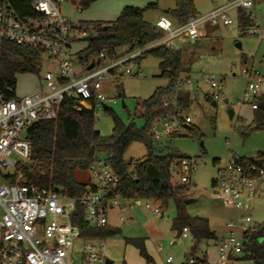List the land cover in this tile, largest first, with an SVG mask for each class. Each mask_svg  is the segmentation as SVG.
I'll return each instance as SVG.
<instances>
[{"label":"built area","instance_id":"1","mask_svg":"<svg viewBox=\"0 0 264 264\" xmlns=\"http://www.w3.org/2000/svg\"><path fill=\"white\" fill-rule=\"evenodd\" d=\"M24 1L30 2L31 15H20L11 8L9 0H0V50L5 44L36 50L40 65L45 60L52 65V70L43 74L39 88L21 98L15 95V86L5 88L10 98L0 92V264H106L104 239L81 238L72 218L79 206L89 227H108L109 210L122 202L113 197L119 180L111 169L112 155H105L90 165L91 180L80 197H68L59 188L40 189L27 184L21 172V166L31 158L26 129L38 122H55L66 98H73L74 111L89 109L94 119L98 118L103 106L113 102L100 92L102 81H116V77L123 75L142 76L136 63L145 54L163 46L173 49L171 42L176 39L196 41L209 28L232 26V12L242 14L249 21L248 25L240 26L243 35L262 37L263 29L251 12L253 0H221V4L207 14L190 15L183 24L175 25L166 15L159 17L154 27L163 34L161 38L116 59H107V50L102 48L96 63L80 62L83 74L76 76L72 63L76 54L72 45L91 32L66 17L61 5L68 2L75 12H80L86 0ZM90 63L94 66L86 71ZM243 73L247 76L243 103L255 111L258 100L264 97L262 82L258 74ZM212 83L218 89L222 87V84ZM184 84L189 81L179 77L175 89L180 90ZM176 99L174 107L167 102L164 104L174 111L171 119L164 124V120L156 121L150 128L154 141L176 136L182 124L189 123L188 118H182L183 109L176 104ZM214 166L213 194L223 206L239 212L226 223L227 236L215 240L220 263L230 264L243 255L249 235L260 225L246 212L264 195V167L259 161H245L234 155L217 160ZM176 171L181 173V183L187 184L189 175L196 171V162L184 158ZM153 203L148 201L142 205L140 202V207L159 216L161 210ZM134 206L131 203L128 208ZM125 210L121 208L122 212ZM181 236L189 238V230L183 228ZM78 239L82 241L80 247L75 246ZM165 264H172V259L167 258ZM184 264L207 263L187 257Z\"/></svg>","mask_w":264,"mask_h":264},{"label":"rangeland","instance_id":"2","mask_svg":"<svg viewBox=\"0 0 264 264\" xmlns=\"http://www.w3.org/2000/svg\"><path fill=\"white\" fill-rule=\"evenodd\" d=\"M221 0H193L195 10L204 15L210 12ZM155 4V9H146ZM133 6L146 9L143 18L154 25L159 17L175 7L174 0H96L87 9L75 12L70 3L61 5L62 13L86 29H95V23H110L116 20L122 9ZM251 12L263 29L262 37L243 35L239 27L236 12L230 13L234 24L229 27H217L207 31V37L185 42L174 40L171 46L181 50L183 73L181 79L188 80L180 90L174 91L167 101L174 107L176 98L184 103L182 118H188V124H182L176 136L155 141L164 148L165 153H174L196 162V171L189 175L185 185L184 200H171L160 208V215L155 216L140 206L129 209L131 203H118L108 212V227L118 230L116 235L104 239L107 249L106 257L114 264H165L167 258L172 264H184L187 257L205 260L207 264H221L215 240L227 236L226 223L235 218L239 212L225 207L213 194L216 175L214 160H224L231 155L251 160H261L264 152V132L248 130L252 126L253 112L243 103L247 76L243 71L258 74L264 89V0H253ZM81 38V37H80ZM77 39L72 51L77 54L85 49L87 42ZM78 56L72 58L76 76L83 74ZM158 59L147 56L136 63L142 76L123 75L101 82L100 92L113 102L106 107L113 112L125 126L134 125L142 128L143 119L139 118L141 109L137 101L148 99L158 88L166 87L168 81L161 78ZM134 68L136 71L137 68ZM52 65L42 61L36 73H19L15 76V95L19 98L35 91L41 84L45 72L51 71ZM255 81V79L253 80ZM215 84H222L217 88ZM118 94H122L117 98ZM226 100V103L224 102ZM215 103V106L212 105ZM228 111L233 112L229 118ZM94 128L102 137H109L112 131L111 117L104 109L94 121ZM146 155L142 144H132L124 154L126 162H138ZM103 158L104 155H99ZM174 186H182L181 173L172 174ZM79 183L87 184L91 180L88 170L76 172ZM185 200H193L184 204ZM144 205V202H142ZM125 207L124 212L121 208ZM257 224L264 223V195L256 200L247 212ZM181 217L200 218L208 222L210 231L216 239L199 241L178 237L172 230L174 219ZM121 219V220H120ZM143 240L144 247L152 263H146L138 250L125 241ZM82 241H75L80 247ZM174 243V244H173ZM237 260L230 264H252L250 261Z\"/></svg>","mask_w":264,"mask_h":264},{"label":"trees","instance_id":"3","mask_svg":"<svg viewBox=\"0 0 264 264\" xmlns=\"http://www.w3.org/2000/svg\"><path fill=\"white\" fill-rule=\"evenodd\" d=\"M94 1L96 0L84 1L81 11L87 9ZM9 3L20 15L32 14L29 1L9 0ZM174 3L175 7L165 15L171 17L175 25L185 23L190 15H197L193 0H174ZM155 8V4L146 7ZM146 9L126 6L115 21L103 25L95 23V29L89 30L92 37L87 41L85 49L76 54L78 59L81 62L96 63L95 59L102 48L107 50V59H116L161 38L163 34L144 20L143 13ZM237 19L239 27L249 24L248 19L240 13ZM147 56L158 59L161 78L166 79L168 84L166 87L156 89L148 99L137 101L136 104L141 109L139 118L144 121L143 127L138 129L133 124L125 126L107 108L105 111L111 117L112 131L109 137H102L94 128L93 112L85 108L74 111L73 98H66L55 122H38L25 131L31 145V158L21 166V172L27 184L40 189L59 188L63 189L68 197H80L87 184L76 180V172L88 170L95 160L100 159L99 155L111 154V169L119 180L113 197L120 198L123 203L135 205L137 201L157 202L162 207L171 200H184L186 184L174 186L171 174V169L178 168L184 158L174 153L164 154V148L150 135V128L156 121L170 120L174 115L172 108H165L164 104L172 97L176 80L183 73L181 52L163 46L148 52L143 58ZM40 60L36 50L14 44L3 45L0 50V92L10 98L11 94L6 92L5 88L15 86V76L19 73H36L40 67ZM176 104L182 109L185 107L181 98L176 99ZM252 112V126L248 130L264 132V97L258 100L257 109ZM135 143L144 146L146 155L133 164L132 161L124 160V154ZM261 157L259 164L264 167V152ZM244 160L252 161L247 158ZM216 161L214 160L213 164ZM72 222L79 228L80 237L85 240L105 239L119 233L118 230L109 227L101 229L89 227L83 219V209L79 206L76 207ZM183 228H187L196 241L216 239L204 219L187 217L174 219L172 230L178 237L181 236ZM248 242L239 260L264 264V223L249 235ZM125 243L132 244L146 263L153 262L145 250L143 240H126Z\"/></svg>","mask_w":264,"mask_h":264},{"label":"water","instance_id":"4","mask_svg":"<svg viewBox=\"0 0 264 264\" xmlns=\"http://www.w3.org/2000/svg\"><path fill=\"white\" fill-rule=\"evenodd\" d=\"M91 37H92V33H89L87 36L81 38V41H86V42H87ZM93 66H94V63H90V64L86 67V71L91 70V69L93 68ZM120 96H121V95L118 94V95H117V98H120ZM224 102L226 103V100H224ZM212 105L215 106V103L212 102ZM103 109H104V110L107 109L106 105L103 106ZM228 116H229V118H232V117H233V112H232V111H228ZM165 122H166L165 120L162 121L163 124H164ZM176 172H177V171H176V168L173 167V168L171 169V174H174V173H176ZM193 202H194L193 200H185V201H184V204H191V203H193ZM136 205H140V201H137V202H136ZM105 262H106V264H113V262H112L111 260H109V259H106Z\"/></svg>","mask_w":264,"mask_h":264},{"label":"crops","instance_id":"5","mask_svg":"<svg viewBox=\"0 0 264 264\" xmlns=\"http://www.w3.org/2000/svg\"><path fill=\"white\" fill-rule=\"evenodd\" d=\"M220 4H221V2L218 3V4H216V5L213 7V9L216 8L217 6H219ZM213 9H212V10H213ZM197 14H198V13H197ZM198 15H200V14H198ZM215 28H217V27H215ZM211 29H214V28H211ZM207 31H208V30H207ZM207 31H206V33H205V35H204L203 37H207V35H208V34H207ZM203 37H202V38H203ZM176 40H182V39H176ZM182 41H184V40H182ZM185 42H189V41H185ZM173 49H176V47L173 46ZM177 50H178V49H177ZM179 51L181 52L180 49H179ZM141 59H144V58H141ZM141 59H140V60H141ZM140 60H139V61H140ZM120 78H121V77H120ZM111 81H114V80H111ZM136 206H140V205H136ZM173 244H174V243H173ZM113 264H114V263H113Z\"/></svg>","mask_w":264,"mask_h":264}]
</instances>
